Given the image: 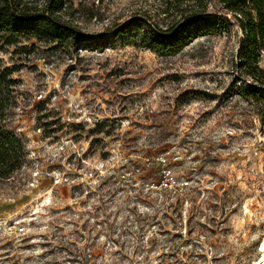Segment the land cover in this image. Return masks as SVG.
<instances>
[{
  "label": "rangeland",
  "instance_id": "374dc122",
  "mask_svg": "<svg viewBox=\"0 0 264 264\" xmlns=\"http://www.w3.org/2000/svg\"><path fill=\"white\" fill-rule=\"evenodd\" d=\"M195 1L72 0L65 17L109 36L140 16L165 28ZM241 36L232 25L168 56L125 41L0 43L24 65L14 126L27 148L0 181V264L260 261L264 124L238 93Z\"/></svg>",
  "mask_w": 264,
  "mask_h": 264
},
{
  "label": "trees",
  "instance_id": "16d2710c",
  "mask_svg": "<svg viewBox=\"0 0 264 264\" xmlns=\"http://www.w3.org/2000/svg\"><path fill=\"white\" fill-rule=\"evenodd\" d=\"M202 1L185 5L181 18L165 28L140 16L109 30L107 36L82 31L66 19L72 0H0V43L17 47L14 53L19 54L30 50L18 47L23 40L35 39L33 47L39 43L52 50L91 44L99 48L125 41L168 56L178 54L196 38L229 31L236 25L242 31L236 65L245 81L238 93L254 105L258 120L264 124V68L259 65L264 51V0H208L218 5L214 12H209L208 2ZM23 67L0 58V181L22 171L27 161L25 140L14 126L21 94V80L16 74Z\"/></svg>",
  "mask_w": 264,
  "mask_h": 264
},
{
  "label": "bare ground",
  "instance_id": "6f19581e",
  "mask_svg": "<svg viewBox=\"0 0 264 264\" xmlns=\"http://www.w3.org/2000/svg\"><path fill=\"white\" fill-rule=\"evenodd\" d=\"M261 252L264 253V240L262 241ZM254 264H264V255H263V258L260 261L255 262Z\"/></svg>",
  "mask_w": 264,
  "mask_h": 264
},
{
  "label": "built area",
  "instance_id": "2783aa9c",
  "mask_svg": "<svg viewBox=\"0 0 264 264\" xmlns=\"http://www.w3.org/2000/svg\"><path fill=\"white\" fill-rule=\"evenodd\" d=\"M171 178H173L172 176H170ZM36 181H38V180H36ZM189 182L188 181H186L185 182V184L187 185ZM32 184H37L35 181H32ZM19 232H24L25 231V227L22 225V226H20L19 227Z\"/></svg>",
  "mask_w": 264,
  "mask_h": 264
}]
</instances>
